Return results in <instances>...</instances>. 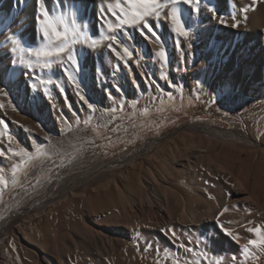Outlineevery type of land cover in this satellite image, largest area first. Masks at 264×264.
<instances>
[{"label": "rangeland", "instance_id": "1", "mask_svg": "<svg viewBox=\"0 0 264 264\" xmlns=\"http://www.w3.org/2000/svg\"><path fill=\"white\" fill-rule=\"evenodd\" d=\"M98 1L99 9L88 10L82 0L47 8L53 16L74 13L90 36L128 35L123 47L112 41L123 59L106 46H73L79 89L63 71L71 70L66 61L53 57L45 68V58L26 51L49 46L40 25L0 16V89L8 93L0 94V117L8 124L7 135H0V169L11 180L24 158L15 155L21 149L52 153L19 172L17 185H0V264H173L183 258L264 264L260 249L249 245L251 252L244 251L257 238L247 229L264 228V70L255 71L254 61H236L247 48H240L245 38L231 19L258 0H202L199 13L181 4L188 40L175 34L164 9L160 19L148 18L160 43L140 26L117 28V0ZM207 8L228 23L220 24ZM13 40L23 50L12 52ZM161 46L166 63L156 55ZM189 124L225 132L181 130L47 203L74 176ZM69 155L76 156L72 164ZM26 170H41L49 182L54 172L73 171L50 189L53 182L26 183Z\"/></svg>", "mask_w": 264, "mask_h": 264}, {"label": "snow or ice", "instance_id": "2", "mask_svg": "<svg viewBox=\"0 0 264 264\" xmlns=\"http://www.w3.org/2000/svg\"><path fill=\"white\" fill-rule=\"evenodd\" d=\"M181 4L187 5L192 12L199 13L201 11L202 0H117L116 9H119V13L113 10L112 15L116 17L117 28H123L125 26H140L141 32L150 33L152 38L155 39L157 43H160L159 36L156 34L153 26L149 24L148 18L153 17L160 19L164 9H168V12L164 14V18L170 19L175 34L184 40H188L191 33L190 28L186 26V21L182 17V12L180 9ZM111 7L112 6L109 5L110 10ZM250 9H254V5H249L248 7L242 9L245 21L248 19L247 12ZM206 10L212 13V18L217 19L220 24L228 23V21L223 17L217 16L215 8H207ZM40 11L41 17L37 18V23L40 25L42 38L49 41V46H46L40 50L34 51L33 49H26V51L32 52L36 57L45 58V62L43 64V67L45 68L52 66L54 61L51 58L53 57L66 61L67 64L71 65V70L69 67H64L63 71L68 73L69 80H71L77 89L80 88V84L75 73L79 72L80 64L73 51V46L75 44H84L93 49L106 46L110 51L114 52L118 57L123 59V57L120 56V52H118L113 46L112 41H115L117 44L119 43L115 35L101 36L98 38L93 37L83 32L81 26L76 24L74 13L71 15V17H69L63 12H61L59 15L53 16L44 8H41ZM231 19L234 21L232 24L233 27L240 26L241 21L238 20L235 15H232ZM105 41H108L106 45ZM12 43L15 45L11 50L12 52L23 50L21 49V43L19 41L13 40ZM187 47L191 48L192 44L188 43ZM123 53L128 57L133 55V52L129 51L127 47L123 48ZM156 55L162 62H167V52L163 46L159 48ZM10 62L13 64L17 63L16 60H12ZM28 67L31 68L33 65L29 64ZM0 94L4 96L8 95V93L3 89H0ZM80 99L87 103L89 108L93 107V105L88 103L83 95H81ZM133 107H135V104ZM3 108L4 104L0 103V109ZM143 111L145 114H147L149 110L145 108ZM0 126H2L4 129L3 132H0V135H7L8 124L4 117H0ZM8 139L11 141L12 137L9 135ZM15 155L23 156L24 158L12 170L11 180L6 179L2 174L3 169H0V185H3L4 188H7L10 183L13 186L17 185L19 183V172L29 168L30 166H33V162L50 159L52 153L43 147H37L34 153H27L21 149L19 152L15 153ZM64 159L65 155H61L60 166H64ZM75 159L76 156L69 155L67 156V163L72 164ZM37 183H39V180H37ZM0 194H2V189H0ZM224 211L226 212L228 209L225 208ZM221 215H223V213H221ZM221 228H223V225H221ZM223 230L229 236L232 235V231L230 229L224 228ZM247 231L250 233H255L257 238L249 240L248 243L244 245L245 254L247 255L251 252L249 245L260 249L261 252H264V228L249 227ZM252 255L254 259L259 260V257L255 256L254 253ZM173 264H181V262L178 259H174ZM217 264H219V261H217Z\"/></svg>", "mask_w": 264, "mask_h": 264}, {"label": "bare ground", "instance_id": "3", "mask_svg": "<svg viewBox=\"0 0 264 264\" xmlns=\"http://www.w3.org/2000/svg\"><path fill=\"white\" fill-rule=\"evenodd\" d=\"M1 1L2 2L4 1V7H2V9L0 10L1 17H4V14L6 12L9 17L16 18L17 23H21L25 21V23L29 27L38 28L39 24L37 23V18L41 17V11H40L41 8H44L46 10L47 8L53 9V7L57 3H59L64 9H66L69 7L68 4L71 0H42V2L41 0L40 1L39 0H0V2ZM82 1L85 3V6L87 9L90 6H93L95 9H99L100 5H99L98 0H82ZM224 1L231 3L232 0H224ZM253 5H254V9L249 10V13L247 15L248 17L247 21L244 20V16L238 17V20H240L241 23H240V27L236 29L235 31L237 30L239 31V34H238L239 36H244L243 38L245 39L241 41L240 48L241 49L247 48V51L246 52L242 51L240 52V54H237L236 61H238L239 63V60L241 58L244 60L246 59L247 61H254V64L257 65L254 70L258 71L261 68L262 70H264V0H258L257 3ZM99 27L100 26H98V29ZM127 37H128L127 34H122L120 36H117L118 38L117 40L119 41V44H118L119 47H123L122 40H124V38L127 39ZM191 125H192L191 127L186 128V129H193V130L203 131L207 133L218 132L219 134H222L221 132L223 133L225 132L224 130L222 131L216 128L213 129L210 126H203L199 124H191ZM152 145H154L152 142H148L145 145L138 146L134 150L125 152L121 156H118L111 161L105 162L95 168H92L85 173H81L79 175L74 176L68 182V184H66L62 189L56 192L47 201V203L52 204L56 202L57 199L63 197L65 193L82 178H85L91 174H94L95 172L99 170L109 168L111 165H118V164L127 162L129 159H134L135 156L143 152H146V150H148V148H150ZM234 179L236 180V183L234 184L239 185V183L237 182H240V181L236 178ZM208 204H210L209 201H208ZM196 261L183 258L181 261V264H199Z\"/></svg>", "mask_w": 264, "mask_h": 264}, {"label": "crops", "instance_id": "4", "mask_svg": "<svg viewBox=\"0 0 264 264\" xmlns=\"http://www.w3.org/2000/svg\"><path fill=\"white\" fill-rule=\"evenodd\" d=\"M73 170H59L58 173L54 172V178L49 182L47 179H41L40 175H41V170H26L25 172V181H27L26 183H28L29 185L35 184L37 183V180H39V183L41 182H49L52 183L53 186L50 187V189H56L58 188V186H61L64 181L67 179L68 175L70 172H72ZM26 184V185H28ZM19 190H26L25 188L19 187Z\"/></svg>", "mask_w": 264, "mask_h": 264}, {"label": "water", "instance_id": "5", "mask_svg": "<svg viewBox=\"0 0 264 264\" xmlns=\"http://www.w3.org/2000/svg\"><path fill=\"white\" fill-rule=\"evenodd\" d=\"M192 125H183L177 129H174L172 131H169L167 133H165L164 135L160 136L159 138H156V139H152L150 142H152L153 144H156V143H159V142H162L163 140L169 138V137H172L174 136L175 134H177L178 132H180L181 130H184L186 128H189L191 127Z\"/></svg>", "mask_w": 264, "mask_h": 264}]
</instances>
